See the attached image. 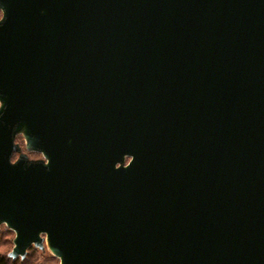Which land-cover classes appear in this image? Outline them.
I'll use <instances>...</instances> for the list:
<instances>
[{
  "label": "water",
  "instance_id": "95a60500",
  "mask_svg": "<svg viewBox=\"0 0 264 264\" xmlns=\"http://www.w3.org/2000/svg\"><path fill=\"white\" fill-rule=\"evenodd\" d=\"M0 9L10 258L264 264V0Z\"/></svg>",
  "mask_w": 264,
  "mask_h": 264
},
{
  "label": "rangeland",
  "instance_id": "374dc122",
  "mask_svg": "<svg viewBox=\"0 0 264 264\" xmlns=\"http://www.w3.org/2000/svg\"><path fill=\"white\" fill-rule=\"evenodd\" d=\"M15 142L20 146L21 152L26 154L29 159L31 160L43 159L41 154H37L35 152H28L25 150V140L22 134H18L16 136ZM127 160L128 159H125L126 162ZM13 239H14V233L11 230H9L5 225H1L0 226V255L1 256L8 258V254L13 247ZM25 257H24L25 260L22 259L24 260L22 264H59V259L50 252L45 241H44L43 250H39L38 248H35L32 246L27 250ZM17 264H20V263L18 262Z\"/></svg>",
  "mask_w": 264,
  "mask_h": 264
},
{
  "label": "trees",
  "instance_id": "16d2710c",
  "mask_svg": "<svg viewBox=\"0 0 264 264\" xmlns=\"http://www.w3.org/2000/svg\"><path fill=\"white\" fill-rule=\"evenodd\" d=\"M5 235H7V234H5ZM8 255H9V254H8ZM8 259H9V260H8ZM19 259H20V258L12 259V258H10L9 256H8V258H6V257L0 255V264H17L18 262H19L20 264H22V263L24 262V260L26 259V257H25L24 260H22V259L19 260Z\"/></svg>",
  "mask_w": 264,
  "mask_h": 264
},
{
  "label": "clouds",
  "instance_id": "9594fccd",
  "mask_svg": "<svg viewBox=\"0 0 264 264\" xmlns=\"http://www.w3.org/2000/svg\"><path fill=\"white\" fill-rule=\"evenodd\" d=\"M2 19H3V10L0 9V20H2Z\"/></svg>",
  "mask_w": 264,
  "mask_h": 264
},
{
  "label": "snow or ice",
  "instance_id": "6c2138e0",
  "mask_svg": "<svg viewBox=\"0 0 264 264\" xmlns=\"http://www.w3.org/2000/svg\"><path fill=\"white\" fill-rule=\"evenodd\" d=\"M0 107H2V106H0Z\"/></svg>",
  "mask_w": 264,
  "mask_h": 264
}]
</instances>
